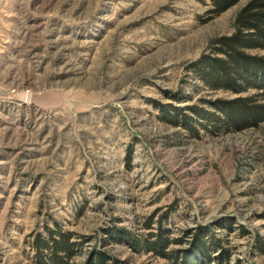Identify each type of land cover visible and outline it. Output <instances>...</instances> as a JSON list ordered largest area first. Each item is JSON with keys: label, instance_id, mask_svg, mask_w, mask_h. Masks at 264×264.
I'll use <instances>...</instances> for the list:
<instances>
[{"label": "rangeland", "instance_id": "374dc122", "mask_svg": "<svg viewBox=\"0 0 264 264\" xmlns=\"http://www.w3.org/2000/svg\"><path fill=\"white\" fill-rule=\"evenodd\" d=\"M247 1L211 16L208 0H0V264H33L27 235L54 223L93 236L81 261L108 227L146 234L154 211L171 237L212 224L231 264H264V122L194 137L157 108L167 93L179 105L236 96L186 66ZM229 220L248 233L213 227Z\"/></svg>", "mask_w": 264, "mask_h": 264}, {"label": "trees", "instance_id": "16d2710c", "mask_svg": "<svg viewBox=\"0 0 264 264\" xmlns=\"http://www.w3.org/2000/svg\"><path fill=\"white\" fill-rule=\"evenodd\" d=\"M238 1L208 0L207 12L211 16L218 15ZM250 50H264V0H248L234 17L233 31L212 39L204 52L186 66V70L208 88L236 96L204 100L203 103H208L211 108L209 110L201 106L203 103L179 105L183 98L177 92L167 93L166 97L172 102L158 104V119L181 127L194 137L200 136L198 128L206 134L219 135L264 122V55ZM250 90L252 94L241 95ZM156 215L157 211H154L144 218L142 227L147 230L146 234L134 235L125 228H106L98 238L97 246L89 248L81 261L75 258L93 236L64 229L57 223L53 226L44 224L41 231H31L26 243L33 264H127L105 249L110 241L127 243L134 251L170 257L173 264H231L228 250L220 247L219 240L210 231L212 224H200L183 231L181 236L171 237L170 230L162 225L165 214L158 216L153 228ZM231 221L213 227L231 229L235 224L242 235L248 233L243 225ZM186 238H189L187 247L170 248L184 244Z\"/></svg>", "mask_w": 264, "mask_h": 264}]
</instances>
